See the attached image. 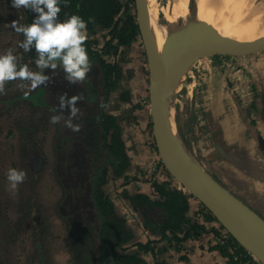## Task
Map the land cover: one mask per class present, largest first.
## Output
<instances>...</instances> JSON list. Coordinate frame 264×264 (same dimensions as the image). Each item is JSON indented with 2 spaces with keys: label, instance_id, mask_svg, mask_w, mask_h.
Wrapping results in <instances>:
<instances>
[{
  "label": "rangeland",
  "instance_id": "374dc122",
  "mask_svg": "<svg viewBox=\"0 0 264 264\" xmlns=\"http://www.w3.org/2000/svg\"><path fill=\"white\" fill-rule=\"evenodd\" d=\"M156 1L160 8L156 22L157 24L165 22V31L168 27L173 30L185 23L202 19V17L195 19V15L200 14L204 10L203 4L200 3L202 0H182V3L177 0ZM189 3L191 4L190 10ZM185 7L187 8L186 15L189 17L186 20L176 18ZM22 16L23 7L16 9L9 4L0 8V55L11 51L16 57L17 64L26 61L29 70L36 72L37 66L35 68L30 65L31 62H28V59L25 58L26 51L19 46L24 39L23 34L9 27L12 21H17L18 24H21ZM105 37L103 32H98L96 35H89L86 32V38L96 39L99 48L102 47ZM111 60L119 62L122 73L118 89L110 94L105 111L114 116L117 123L123 125L127 122L131 123L133 119V108L131 104L127 105V103L135 100L142 106L140 99L145 94H148L149 72L147 55L142 39L138 38L129 48H125L120 56L111 58ZM256 68L264 72V53L234 59L233 57L222 55L202 57L195 61L191 70L192 73L184 78L181 88L175 90L176 92L171 90V115L175 122V129L178 134L180 133L187 150L197 160L206 161L208 156L203 154L202 149H209L210 145H212V140L209 136L218 133L219 126L223 127L221 123L223 121L226 122L225 115L212 116V118L207 115L206 106H213L210 104L212 102L211 99H208L207 102L209 103L204 102L205 108L203 110L199 107L201 105L197 102V98L200 93L209 94L216 101L222 99V92L224 91L226 98L223 97V99L225 101L227 99L226 102L232 103L234 107L230 108V110L232 109L231 112L236 117L239 116V112L241 113L239 117L241 121L240 127L244 128L246 138H253L251 135L253 136V134L259 132L258 130H252L250 126H253V128H261L263 126L257 121L255 103L249 105L251 95H248V99L243 98V96L241 98L237 94L236 88L233 87L237 80H232V74H230L231 72L236 73L237 70L248 72L253 79L251 81L248 80L246 83H240V87L247 86V89L250 87L248 89V94H250L259 87V83L255 80ZM241 72L239 73L242 76ZM212 75L219 77V81L225 82L226 86L223 89L219 87V84L209 86L208 79ZM27 82L24 83L19 78L6 81L4 92L0 94V264H88L87 252L89 244L87 237L85 235L71 237L68 227H65L56 216H49L50 212L46 206V199H50V196L45 193V187L46 183H48V186L51 181L48 180L46 182L45 165L42 167L41 176L43 179H41L40 186L43 194L41 195L38 192V195H34L37 184H33L34 175L31 165L34 162L28 154L29 145L31 143L34 145L39 161L43 160V154L45 157L46 149L50 150L51 148L53 151L54 129L52 128L53 124L50 122V117L54 113L51 112L49 107L38 103L40 96L35 95L32 98L36 89L31 88L30 81ZM238 82L240 81L238 80ZM255 83L257 85H254ZM206 85L210 89L217 88L213 92L208 90V93H206L204 89ZM121 94H125L129 101H123ZM204 139H206V142L203 141ZM223 143L227 144V147H229L227 150L232 153L233 149H238L235 142L229 141L226 143L224 141ZM42 147L43 153L41 152ZM227 147L224 146V148ZM259 153H262V151ZM206 162L209 165L211 164L210 159ZM208 163H205V165ZM255 165V172H264L263 168L255 170ZM220 166L217 165V168H220ZM246 167L248 168L249 165L246 164ZM11 168L25 172L24 181L18 184L16 189H11L7 181V173ZM153 172L152 170L149 176L145 175L141 179L142 182L150 183L152 180H158L159 174L166 173L157 170L152 175ZM231 173L229 177L233 180V182H230L233 185L231 188L232 193L237 194L244 202L264 217V189H260L263 182L258 183L256 178L246 172L247 183L251 181L254 184L245 197L243 193L245 189L241 186H234L240 185L235 177L237 171ZM213 175L222 181V172L217 174L218 176L215 173ZM111 176L112 171L108 168L107 182L103 185V188L107 187L106 185L110 181ZM153 176L158 177L155 178ZM120 178H123L124 181L116 183L117 185L121 184L120 187H122L128 179L125 174L115 179ZM34 187L35 190L33 189ZM113 188L114 190L117 189L116 184H113ZM65 229L68 231V236L65 233ZM217 230L220 229L217 227ZM63 237H66L64 242L62 241ZM37 242L40 243L41 249H37L35 246ZM73 242L77 243L80 248L72 252L65 248V244L68 246L69 244L74 245ZM127 246L129 251L132 252V248L129 245Z\"/></svg>",
  "mask_w": 264,
  "mask_h": 264
},
{
  "label": "trees",
  "instance_id": "16d2710c",
  "mask_svg": "<svg viewBox=\"0 0 264 264\" xmlns=\"http://www.w3.org/2000/svg\"><path fill=\"white\" fill-rule=\"evenodd\" d=\"M9 4L10 0H0V8ZM59 6L60 22L71 15H78L86 21V32L89 35L103 32L106 36L101 48L98 47L96 39H85L84 46L89 56L90 71L83 82L68 84L62 68L58 67L54 74L51 69H45L46 74H52V80L47 86L36 88L32 96H40L38 103L51 108L54 114L60 112L58 97L61 94L66 92L69 97H83L77 101L79 112L73 118V123L79 126V130L73 132L69 129V143L79 148L77 155L90 167L94 184L88 193L90 205H84L82 214L93 216V211L99 218L97 230H93L94 232L87 228L82 229V232L91 236L90 242L88 241V264H148L140 257V252L154 253V243L137 244V252L129 251L127 245L134 241L135 235L127 228L126 220L116 214L113 203L103 190V185L107 182L108 168L111 169L112 175L118 178L123 176L130 166L126 146L121 137V128L115 117L105 111V107L110 94L118 89L122 73L119 62L112 61L111 58L120 56L125 48H129L141 38L134 13L135 0H61ZM37 15L38 13L31 9L23 8L20 25L31 24ZM26 53V59L31 62L35 60L34 46ZM26 63L24 61L18 66L27 65ZM30 65L33 66L34 63ZM39 71L37 67L36 72ZM121 95L123 101H129L125 94ZM67 111L65 109L59 126H65ZM61 168L63 169L62 166ZM160 169L164 170L161 163ZM151 187L155 199L144 194L130 196L126 192L123 197L130 201L135 209H139L144 227L160 236L169 249L180 252L184 249L186 240H196L208 233L206 226L201 225L198 219L189 218L188 197L182 190L169 182L156 180L151 181ZM197 217H203L208 223L215 222L218 228L222 229L212 214L203 207ZM212 232L216 236L220 235L217 229H212ZM210 249L219 250L223 257L228 259L229 264H250L253 260L232 238L226 245L217 244ZM183 261L187 262V259L183 257Z\"/></svg>",
  "mask_w": 264,
  "mask_h": 264
},
{
  "label": "water",
  "instance_id": "95a60500",
  "mask_svg": "<svg viewBox=\"0 0 264 264\" xmlns=\"http://www.w3.org/2000/svg\"><path fill=\"white\" fill-rule=\"evenodd\" d=\"M188 6L190 10L191 4ZM135 15L144 44L146 36L141 26L144 9L140 0H135ZM185 24L173 30L168 27L169 33L160 50L156 49L151 55L146 53L149 72L148 108L157 153L163 169L177 184V188L211 213L222 230L248 255L259 264H264V217L214 178L207 169L209 164L205 165L206 161H199L192 156L180 133L174 128L170 105V84L182 63L213 55L243 58L264 53V36L252 41H239L220 35L207 23L195 20ZM255 74L264 76V72L257 68ZM260 99L262 106H255L257 121L263 126H248L259 131L251 135L253 141L250 143L255 146L254 152L262 151L264 155L263 89Z\"/></svg>",
  "mask_w": 264,
  "mask_h": 264
},
{
  "label": "crops",
  "instance_id": "0c3cea01",
  "mask_svg": "<svg viewBox=\"0 0 264 264\" xmlns=\"http://www.w3.org/2000/svg\"><path fill=\"white\" fill-rule=\"evenodd\" d=\"M239 72L241 71L237 70L236 73L233 72L230 73L232 74L231 75L232 80H237V82H235V84L237 85L234 84L233 86L234 88H236L238 92L237 94H239L241 98L243 96V98L246 99L249 98L248 95H251V101L249 105H253V103H255V105L257 104L259 106L260 105L262 106L260 99V92L262 89L264 90V76H257L255 74V80H257V83H259V87H257L258 89H256V91L254 92L252 91L251 92L252 94L251 93L248 94L249 93L248 89L250 87H248V89L247 86L241 88L240 83H246L248 82V80L251 81L253 77L246 71L241 72L242 76L240 75ZM238 80L240 82H238ZM208 82L210 84L209 86H215L219 84V87H221L222 89L226 86L225 82L219 81V77H214L213 75L209 77ZM254 85L257 84L255 83ZM216 88L217 87H215L214 89H210L206 85L204 89L205 92L208 93V90L213 92L214 90H216ZM222 96L226 98V93L224 91L222 92ZM223 97L222 99L215 101L209 94L204 95V93H200V96H198L197 98V102L199 103V105H201L199 107H201L202 110L205 108L204 102L209 103L207 101L208 99H211L212 102H210V104H212L213 106L210 107L206 106L207 112L209 113L208 116H210L211 118L212 116L218 117L219 115L226 116L225 117L226 122L223 121L221 123V125H223L222 128H223L224 136L222 137V139L218 140V144L215 146V148H217V150L219 149L222 153L218 151L219 154L216 155L210 149L208 150L202 149V152L203 154L208 156L206 161L208 159L211 160V164L207 168L208 171L212 172V175L214 173L217 175L220 172H222L221 175L222 181L220 179L219 180L230 191L233 186L230 182H233V180L229 177V175L232 174L231 172L237 171L235 177H236V181L240 183V185H234V186H241L242 188H244L245 191H243V193L245 194L244 196L246 197V195L248 194V190H251L254 184L251 181L247 183L248 178L246 176V172H249L250 175L256 178L258 183L263 182V184H261L262 188L260 189H264V172L254 171L255 162H257L255 165V170L257 168H263L264 170V166H263L264 155L259 152L257 153L254 152L255 146H252L250 143V141H253V138H246V136L244 135L245 132L244 128L240 127L241 121L239 117L241 116L240 115L241 113L239 112L238 113L239 116L236 117V115H234V113L231 112L229 105L226 102L227 99L225 101ZM147 98H148V94H145L144 97H141L140 101L142 106L135 100H131L130 103H127V105L131 104L133 108L132 122L131 123L127 122L126 124L123 125L118 123L121 128L122 139L126 146V153L130 160V166L125 173V177L128 180L125 183L123 182L125 184L124 186L120 187L121 184L117 185L116 182L122 180L124 181V179L123 178L115 179L114 176L112 175L109 179L110 181H108V184L106 185L107 187L103 188L104 192L108 195L109 199L113 203L116 214H118L120 217L126 220L127 228L131 230L135 235V239L129 245V247L132 248L133 250L132 252H137L138 249L136 247L137 244L145 245L146 243H154V247H155L154 253L143 252V251L140 252V257L144 259V261L148 264H229L228 259L223 257V255L220 253L219 250L210 249L213 248L214 246H217L218 244L219 235L216 236L212 232V229H217V224L215 222L208 223L205 222L204 219H201L202 217H199L198 218L199 223L201 225L206 226V228L208 229V233L202 235L199 239L196 240L195 239L186 240L184 243V249L181 250L180 252H176L174 250L169 249L167 247V244L161 241L160 236L150 232L148 229L144 227V223H143L144 220L143 217L141 216L139 209H135L130 203V201L122 197L123 193L126 192L130 196L135 194H144L151 197L152 199L156 198L155 195H153L151 182L150 183L142 182L141 180L145 175L149 176L152 170L154 171L152 175L156 173L157 170L162 171V169H160V161L157 158V154L155 150L153 149L152 137L150 136V128H149L150 112L148 109V104L146 105ZM230 107L234 108L232 103H230ZM262 117L264 118V116ZM223 141H225L226 143L229 141L235 142L238 149H233V153L228 150L229 152L227 154H224L223 147L221 145ZM215 158H218L219 161L218 160L215 161ZM246 164L249 165L248 168L246 167ZM217 165H221L220 168H217ZM159 175L160 177L156 181L169 182L170 184H172V186H175V184L170 180V177L167 176L166 173ZM153 177L156 178L158 176H153ZM113 184H116L117 186L116 190H114ZM233 194L237 196V194L235 193ZM188 203H189V211H188L189 218L197 219L196 217L198 215L199 210L201 209V205L194 198L191 197H188ZM183 257L187 259V262L183 261Z\"/></svg>",
  "mask_w": 264,
  "mask_h": 264
},
{
  "label": "clouds",
  "instance_id": "9594fccd",
  "mask_svg": "<svg viewBox=\"0 0 264 264\" xmlns=\"http://www.w3.org/2000/svg\"><path fill=\"white\" fill-rule=\"evenodd\" d=\"M13 8L31 9L38 15L28 25H20L17 21L9 24L16 32L22 33L24 39L20 47L25 51L36 50L35 64L39 72L30 71L27 65L18 66L16 57L11 51L0 55V94L4 92L6 81L15 79L31 82V88L36 89L41 85L47 86L52 80V74H46L45 69L55 70L60 67L64 72V79L68 84L83 82L90 71L89 56L84 46L86 39L87 23L78 15H71L65 21L58 20L61 0H10ZM46 9V10H45ZM59 114L50 117L52 124L59 123L64 118L67 109L68 118L64 120L66 127L73 132L79 130V126L73 123L79 108L77 101L81 96H68L67 93L59 97ZM25 179V172L11 168L7 173V181L11 189H16L18 184ZM177 187V186H176Z\"/></svg>",
  "mask_w": 264,
  "mask_h": 264
},
{
  "label": "flooded vegetation",
  "instance_id": "af4514ba",
  "mask_svg": "<svg viewBox=\"0 0 264 264\" xmlns=\"http://www.w3.org/2000/svg\"><path fill=\"white\" fill-rule=\"evenodd\" d=\"M26 54H25V58L27 56ZM27 61L31 62V60L29 59ZM34 61L35 60L31 62L34 63L32 67L36 68V64ZM22 81L24 83L27 82V80H22ZM146 102H147L146 105L148 104L149 106V97L147 98ZM227 103L229 105V108H231L230 102ZM50 110L51 112H53L51 108ZM207 115H209V113ZM52 128L54 129L53 151L51 148L50 150L46 149L45 157L43 154L42 161L38 160L39 156L37 154V150L35 149L34 145L32 143L29 145L28 154L31 160L34 162V164L31 165L32 173L34 175L33 184H37L36 190L35 187L33 188L35 190L34 195L35 194L38 195V192L41 195L43 194V191L40 188V186L42 182L41 179H43L41 176L43 172L42 167H44L45 165L46 182H48V180L51 181V183L48 186H47L48 183H46V187H45V193H47L50 196V199H46V206L48 211L50 212L49 216H56L57 219H59V221H61V223L65 227H68L71 233V237L74 236L78 237L80 235H85L88 241L90 242L91 236L82 232V229L87 228L91 232H94L95 230H97L96 227L97 224H99L98 217L93 211H92L93 216L92 215L87 216V214L82 215L84 213V205H87L88 203L90 205L88 193L90 192L91 186L94 185L92 175L90 173L91 172L90 167L86 166L82 161V159L77 155L78 153L77 151H79V148L75 147L74 144L70 145L69 140L71 139V130H69L68 127L66 129V126H63V124L59 126L58 123L53 124ZM149 128H150V136L152 137L153 149L155 150L157 154V158L159 159L154 136L152 133L151 117H150ZM223 136H224L223 128L220 126L218 133L209 136L210 139L212 140V145H210L209 149H211L214 153L216 152L217 155L221 151L219 149L217 150L215 146L218 144V140L222 139ZM203 141L206 142V139H204ZM223 142L221 144L223 146V153L227 154L228 147L227 144ZM224 146H226L227 148H224ZM42 151H43V147L41 148V152ZM218 158H215V161L217 160L219 161ZM61 166L63 167V169L61 168ZM213 177L216 178L215 176ZM170 180L175 184V186H177V184L173 181L171 177ZM65 233L68 236V231L66 229H65ZM65 239L66 237H63L62 241L64 242ZM73 243L74 245L69 244V246L65 244L66 245L65 248H68V250L72 252L77 251L80 247L77 246V243L75 242ZM35 246L37 247V249L38 248L41 249V245L39 242H37ZM88 254H89V248L87 255ZM250 264H259V263H254V261L252 260Z\"/></svg>",
  "mask_w": 264,
  "mask_h": 264
},
{
  "label": "bare ground",
  "instance_id": "6f19581e",
  "mask_svg": "<svg viewBox=\"0 0 264 264\" xmlns=\"http://www.w3.org/2000/svg\"><path fill=\"white\" fill-rule=\"evenodd\" d=\"M140 1L144 9V19L141 22L146 36L144 49L145 53L151 55L156 49L160 50L169 29L165 31V22L162 24L156 22L160 11L156 0ZM177 1L180 3L182 0ZM200 3L203 4L204 10L196 14L195 19L202 17L197 22L211 25L220 35L239 41H252L264 36V0H202ZM186 12L185 7L176 18L186 20L189 17ZM194 64L195 61L181 64L180 70L170 84L171 90L181 88L184 78L192 73Z\"/></svg>",
  "mask_w": 264,
  "mask_h": 264
},
{
  "label": "built area",
  "instance_id": "2783aa9c",
  "mask_svg": "<svg viewBox=\"0 0 264 264\" xmlns=\"http://www.w3.org/2000/svg\"><path fill=\"white\" fill-rule=\"evenodd\" d=\"M219 232H220V235L218 236V244L226 245L229 241H231V238L229 237V235L224 230L220 229ZM253 261H254V263H258L254 259H253Z\"/></svg>",
  "mask_w": 264,
  "mask_h": 264
}]
</instances>
